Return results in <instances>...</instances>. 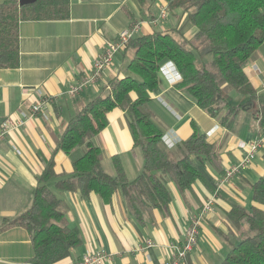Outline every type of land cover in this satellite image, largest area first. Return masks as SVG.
I'll return each mask as SVG.
<instances>
[{"label": "crops", "instance_id": "crops-1", "mask_svg": "<svg viewBox=\"0 0 264 264\" xmlns=\"http://www.w3.org/2000/svg\"><path fill=\"white\" fill-rule=\"evenodd\" d=\"M5 1L0 0V4ZM163 6L161 0H69L65 20L19 21L18 65L0 69V125L8 118L22 120L41 99L48 102L38 115L0 141V264H31L29 235L14 221L31 207L37 177L49 161L57 177L71 175L70 157L56 150L67 121L92 99L106 96L112 79L127 76L133 51L123 48L97 83L88 85L75 98L68 96L69 87L91 73L105 42L116 40L121 30L135 22L143 24L138 35L165 31L178 42L191 41L194 29L179 11L168 12L157 25L150 23ZM245 73L258 95H264V50L255 53ZM159 77L160 85L150 95L149 108L164 131L161 146L172 160L178 159V146L191 136L195 125L206 142L216 148V158L204 165L192 157L204 181H196L183 193L169 182L168 208L159 211L142 206V221H138L119 190L104 203L95 193L83 198L79 192L61 191L55 186L58 178L50 180L47 187L60 201L67 225L76 228L81 239L80 246L58 264H76L81 256L96 251L112 256L104 264H163L170 254L168 246L183 241L189 217L212 198L214 183L241 160L249 142L258 137L253 111L240 112L228 130L219 117L209 116L176 88L180 78L172 63L160 68ZM228 96L233 103L243 99L236 94ZM107 119V127L93 143L102 152V166L108 168L104 170L113 175L111 160L117 156L131 181L141 170V154L133 146L125 114L114 109ZM81 153L75 150L72 156ZM263 174L264 141L248 168L217 193L212 209L201 222L197 245L182 264H221L232 247L229 237L237 238L243 229L232 226L226 215L234 204L246 210L262 208L252 201L251 186ZM147 240L155 246L139 251Z\"/></svg>", "mask_w": 264, "mask_h": 264}, {"label": "trees", "instance_id": "trees-1", "mask_svg": "<svg viewBox=\"0 0 264 264\" xmlns=\"http://www.w3.org/2000/svg\"><path fill=\"white\" fill-rule=\"evenodd\" d=\"M168 12H181L194 29L191 41L178 42L169 32L156 31L132 38L125 50L133 56L123 78L112 79L108 94L98 96L73 115L60 134L56 150L70 157L72 173L57 177L49 161L37 177L31 207L14 223L29 235L31 264H58L80 246L76 228L67 225L60 211V201L47 187L54 178L61 191L79 192L86 198L95 193L104 203L119 190L128 210L142 221L141 207L165 211L171 202L167 187L173 183L179 192L204 181L192 161L199 165L216 158V148L206 142L192 124V134L178 146L179 158L172 160L162 148V127L149 108L151 93L160 85L159 71L172 63L180 78L176 88L186 93L198 108L231 130L240 112L253 111L257 136L264 135V95H258L245 69L255 53L264 50V0H161ZM192 10V11H191ZM69 0H30L19 4L8 0L0 4V69L18 65L19 21H59L68 18ZM195 43H204L211 60L196 66ZM230 88L242 101H230ZM114 109L125 114L132 143L142 157V167L135 179L126 178L121 160L112 158L113 175L102 166V152L93 139L108 125L107 114ZM224 111L223 115H220ZM82 153L73 157L75 150ZM81 152V150H80ZM252 201L262 208L248 210L232 205L228 221L235 228L243 226L239 242L221 264H264V174L251 186Z\"/></svg>", "mask_w": 264, "mask_h": 264}, {"label": "built area", "instance_id": "built-area-1", "mask_svg": "<svg viewBox=\"0 0 264 264\" xmlns=\"http://www.w3.org/2000/svg\"><path fill=\"white\" fill-rule=\"evenodd\" d=\"M168 8L163 6L160 9L157 17L150 21L151 24L157 25L160 20H164L167 16ZM142 22L132 23L128 28L121 30L116 40L111 42H105L103 52L95 59L91 73L81 79L77 84L71 85L67 91L70 98H75L88 86L97 83L102 76L104 70L108 69L112 64L114 56L124 48L128 42L137 36L141 32ZM48 102L47 99H41L30 107L29 113L24 116L22 120L5 119L0 125V141L3 140L8 133L13 130H17L24 126V124L31 118L38 115L41 112L43 106ZM264 141V137L258 136L252 139L247 145L244 155L241 160L229 166L223 173L220 179L214 183V192L212 198L204 204L200 211L191 217L187 221V226L184 234L183 241L178 244H170L168 249L170 254L163 264H182L187 258L188 254L196 247L199 238V229L201 222L205 215L212 209L213 201L219 191L224 186L229 184L236 176L245 171L251 164ZM155 244L150 241H144L138 250L143 252L148 248L154 247ZM112 256L104 251H96L94 253L85 254L81 256L80 260L76 264H104L106 261H110Z\"/></svg>", "mask_w": 264, "mask_h": 264}, {"label": "rangeland", "instance_id": "rangeland-1", "mask_svg": "<svg viewBox=\"0 0 264 264\" xmlns=\"http://www.w3.org/2000/svg\"><path fill=\"white\" fill-rule=\"evenodd\" d=\"M206 49H207V47H206V45L204 43H202V44L201 43H195L194 52L196 53L195 54V56H196V66L198 68H201L204 64H207L211 60V56L205 54V50ZM127 75H128V72H127ZM226 93L228 95H230V93L235 95V92L233 90H231L230 88L226 89ZM229 98L231 99V96H229ZM263 100H264V98H263ZM79 150H81V152H82V149H79ZM104 168L106 169V171L108 170L107 166H104ZM229 239L231 240L230 241L231 246H234V245H236L239 242V236L237 238L229 237ZM230 250H231V248L227 250L226 254Z\"/></svg>", "mask_w": 264, "mask_h": 264}, {"label": "water", "instance_id": "water-1", "mask_svg": "<svg viewBox=\"0 0 264 264\" xmlns=\"http://www.w3.org/2000/svg\"><path fill=\"white\" fill-rule=\"evenodd\" d=\"M18 2H19L20 5H22L24 3L30 2V0H19Z\"/></svg>", "mask_w": 264, "mask_h": 264}]
</instances>
